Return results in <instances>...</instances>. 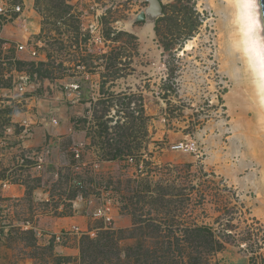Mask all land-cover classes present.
Returning a JSON list of instances; mask_svg holds the SVG:
<instances>
[{
    "label": "rangeland",
    "instance_id": "obj_1",
    "mask_svg": "<svg viewBox=\"0 0 264 264\" xmlns=\"http://www.w3.org/2000/svg\"><path fill=\"white\" fill-rule=\"evenodd\" d=\"M159 1L163 15L156 17L148 0H16L21 12L0 15V194L6 183L27 188L20 202L0 196V264L28 258L32 264H67L26 227L46 213L70 214L78 201L94 210L79 250L84 236L96 239L113 230L122 259L141 242L159 250L142 264H157L154 256L164 264H197V256L198 264H264L263 166L250 150L252 133L237 122L240 110L232 114L226 99L237 87L248 88L264 110L256 78L232 47L240 36L238 8L227 0ZM22 44L26 49L19 50ZM17 60L49 63L51 73L32 79L15 70ZM136 103L144 108L142 117ZM72 117L86 141L48 136L37 147L44 167L17 169L19 150L29 149L23 143L34 128ZM23 123L33 133L25 140ZM118 125L129 136L124 155L111 160L123 132ZM256 134L263 136L257 154L264 155V134ZM180 143H195L197 151L175 150ZM38 188L51 199L35 201ZM107 207L111 224L93 216ZM117 210L131 217L129 228H115ZM196 227L210 228L223 248L198 253L186 243L171 250L161 245ZM73 234L79 235L62 241ZM80 257L81 250L72 264H82ZM95 264L108 263L100 257Z\"/></svg>",
    "mask_w": 264,
    "mask_h": 264
},
{
    "label": "crops",
    "instance_id": "obj_2",
    "mask_svg": "<svg viewBox=\"0 0 264 264\" xmlns=\"http://www.w3.org/2000/svg\"><path fill=\"white\" fill-rule=\"evenodd\" d=\"M77 119L72 117L70 120L59 121L57 125H46L45 127L34 128V136L25 141L23 145L26 148L33 149L41 146L43 141L48 137L52 136L51 139L61 140L65 137L72 138L73 140H78L79 142L86 141L85 132L77 124ZM1 186V184H0ZM27 188L20 183H6L1 187L2 198L6 202H20L26 199ZM35 201H49L51 199L50 193L45 189L38 188L34 191ZM73 208H71L70 214L63 216H52L50 213H46L44 216H39L34 224L30 227L34 231L40 234V240L38 244L44 243V246H48L51 243L54 245V253L63 258H68L67 264H72L79 259V235L73 234L72 237L67 242H59L56 239L57 236L65 231H70L74 226H77L82 233L89 231L90 224L93 223L94 218L92 217V212L90 204L87 201H78L73 203ZM114 226L117 229L129 228L131 217L128 215H122L117 210L114 212ZM78 234V233H76ZM78 236V237H77ZM40 241V242H39ZM78 241V243L76 242ZM21 260L19 264H32V261L26 259L24 262ZM72 261V262H71ZM65 264V263H64Z\"/></svg>",
    "mask_w": 264,
    "mask_h": 264
},
{
    "label": "trees",
    "instance_id": "obj_3",
    "mask_svg": "<svg viewBox=\"0 0 264 264\" xmlns=\"http://www.w3.org/2000/svg\"><path fill=\"white\" fill-rule=\"evenodd\" d=\"M15 70L18 72H26L30 75L33 79H43L47 77L51 72V64L45 62H36V61H24V60H17L15 62ZM24 66L30 67L29 71L23 69ZM12 80H10V84L6 85L10 87L12 85ZM136 105V112L139 116L142 117L144 108L140 104ZM94 113H96L94 111ZM133 113V112H132ZM95 115V114H94ZM97 116V115H96ZM140 117V118H141ZM96 118V117H95ZM138 118V117H136ZM135 119V118H134ZM118 128L121 129L123 132L120 134V143H118L117 148L115 149L114 153H110L111 160H116L122 157L124 154V146L126 147V138H128L127 132L129 131L128 128L124 127V125H118ZM109 127L107 124L104 126V131L107 133ZM124 145V146H122ZM28 233H32L28 231ZM96 239L90 238L89 235L84 236L80 241V250H81V263L86 264L87 260H90V264H95L98 261V258H103V261L108 264H112L113 260H117L115 264H129L132 259L135 258L134 264H142V259L145 258V255L156 254L159 252L152 250H148L141 242L137 245L136 248L129 247L125 253L124 259L121 258L122 249L119 245L120 237L116 236V232L113 230H106L99 234ZM162 238V237H161ZM166 238V237H165ZM163 239V238H162ZM173 239V241H172ZM168 238L167 240L161 241V245H165L168 243L170 247L168 248L171 250V245L174 246L175 244L178 246H193L197 249L198 253L208 251V252H216L223 248V244L220 241H217L214 238V233H212L211 229L208 227H196V228H187L184 231V235L182 236L181 240L179 237ZM181 243V244H180ZM186 243V246L182 245ZM53 243L50 244V248H53ZM160 249V248H159ZM162 251V249H160ZM165 252V251H164ZM192 260L198 264L200 261V257L197 256L192 258ZM154 261L157 264H164L162 261H159L156 256H154Z\"/></svg>",
    "mask_w": 264,
    "mask_h": 264
},
{
    "label": "clouds",
    "instance_id": "obj_4",
    "mask_svg": "<svg viewBox=\"0 0 264 264\" xmlns=\"http://www.w3.org/2000/svg\"><path fill=\"white\" fill-rule=\"evenodd\" d=\"M264 0H250L238 5L240 11L236 23L240 25V38L232 44L236 52L242 53L247 69L256 78L257 88L264 100V22L259 17Z\"/></svg>",
    "mask_w": 264,
    "mask_h": 264
},
{
    "label": "built area",
    "instance_id": "obj_5",
    "mask_svg": "<svg viewBox=\"0 0 264 264\" xmlns=\"http://www.w3.org/2000/svg\"><path fill=\"white\" fill-rule=\"evenodd\" d=\"M15 1L16 0H0V15L11 18L12 15L21 12L22 5ZM24 49H26V44H22L19 46V50H24ZM30 55H32L33 57H37L38 52L36 50H31ZM21 80L23 81L21 82V84H19L18 87L23 92L27 90L28 77L27 76L22 77ZM21 128L22 130L20 133V139L25 140L27 138H31L33 133L31 131L30 124L23 123V126ZM174 148L175 150H182V151L191 152V153H194L197 151L196 150L197 147L195 143H191L190 145L185 144V143H180L179 145H176ZM73 152L76 158H80L81 156L80 149H74ZM16 159H17L16 167L17 169H20L21 172L22 171L26 172L29 170H35V171L40 170L44 167L46 163L45 156L43 155L42 152L39 151L38 148L24 149V147H22L20 148ZM110 210L111 209L108 207L104 209L101 208L97 210L93 214V216L95 218L103 219L105 223L111 224L113 218L109 215ZM72 233H78L82 235L86 234V233H82V231L77 226H74L70 231H65L59 236H57L56 240L59 242H63L62 240H64L67 236L71 235ZM89 234L94 235V233H89Z\"/></svg>",
    "mask_w": 264,
    "mask_h": 264
},
{
    "label": "bare ground",
    "instance_id": "obj_6",
    "mask_svg": "<svg viewBox=\"0 0 264 264\" xmlns=\"http://www.w3.org/2000/svg\"><path fill=\"white\" fill-rule=\"evenodd\" d=\"M229 3H235V6L238 8V12L235 14L236 18L239 15V7L238 5L242 4V3H249L250 0H227ZM261 14H260V21L264 22L263 19V14H262V10L260 8ZM238 28H239V33H240V25L238 24ZM264 34V33H262ZM240 38V36L237 38V40ZM192 48V44H188L186 49L190 50ZM240 86V85H239ZM237 87V86H236ZM239 88L238 90H233L232 94L227 96V104L230 107V112L233 114V111L235 109V107L238 108V111L242 114V118H238L239 120H237L238 123L241 124V126H243L244 130H247L249 133H252L251 136L253 137V140L256 141L254 142L252 140V137L250 138L249 142V146H250V150L252 151L253 156L260 162V164L263 166V170H262V180H263V187H264V155L262 153L259 152V154H261L260 156L257 154L258 151H260V143L259 141L261 139H263V136L261 134H264V110L263 109H259L257 105H255L253 103V100H255L254 98H256L255 96L252 95V93L250 92V89H246V88ZM258 91V89H257ZM250 93H251V97H250ZM259 97L261 100V104L263 105L264 100H262L261 95L258 91ZM260 104V106H261ZM255 121H257L255 123ZM257 128V129H256ZM243 130V129H242ZM262 130V132H261ZM246 131V133H247ZM256 133H260L259 136H262L260 138H258V136H256ZM246 135V134H245ZM256 139V140H255ZM261 142V141H260ZM262 145V144H261ZM263 147V146H262ZM262 151V150H261ZM262 186V185H261ZM260 188L261 189H263Z\"/></svg>",
    "mask_w": 264,
    "mask_h": 264
},
{
    "label": "water",
    "instance_id": "obj_7",
    "mask_svg": "<svg viewBox=\"0 0 264 264\" xmlns=\"http://www.w3.org/2000/svg\"><path fill=\"white\" fill-rule=\"evenodd\" d=\"M150 3V10L153 11L154 17L156 16H162V3L159 0H148ZM263 19H264V5L261 6ZM154 20V18H153ZM154 22V21H153Z\"/></svg>",
    "mask_w": 264,
    "mask_h": 264
}]
</instances>
